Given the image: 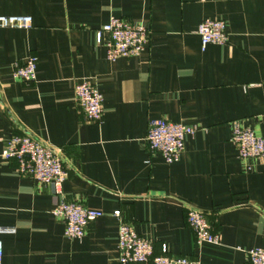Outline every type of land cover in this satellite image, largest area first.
I'll return each mask as SVG.
<instances>
[{"label": "crops", "instance_id": "obj_1", "mask_svg": "<svg viewBox=\"0 0 264 264\" xmlns=\"http://www.w3.org/2000/svg\"><path fill=\"white\" fill-rule=\"evenodd\" d=\"M0 16L33 20L0 28L3 264H119L117 211L155 256L166 247L200 264H249L247 252L264 248V162L241 160L231 141L234 122L264 138V0H0ZM114 17L149 28L141 56L108 60L96 32ZM208 19L226 23L227 45L202 50L197 30ZM32 56L37 79L21 83L14 66ZM84 81L104 98L100 124L76 102ZM158 119L197 128L173 165L148 149ZM13 136L61 152V195L3 158ZM63 201L104 216L70 240L52 215ZM190 208L206 214L220 245L196 246Z\"/></svg>", "mask_w": 264, "mask_h": 264}, {"label": "built area", "instance_id": "obj_2", "mask_svg": "<svg viewBox=\"0 0 264 264\" xmlns=\"http://www.w3.org/2000/svg\"><path fill=\"white\" fill-rule=\"evenodd\" d=\"M33 20L29 16H0V28L30 29ZM202 50L209 45L225 46L229 36L223 20L208 19L197 30ZM98 44L107 48V58L116 61L120 58L141 56L150 41L147 26L123 18H111L110 22L96 32ZM38 60L30 57L22 64L14 66V77L21 83L32 84L37 79ZM75 99L84 119L88 123L100 124L104 118V98L96 83L84 81L75 88ZM264 119V114H263ZM231 141L238 150L241 160L260 159L264 162V138L253 130L243 127L239 122L231 125ZM196 127L158 119L150 122L147 136L149 152L160 154L168 165L180 161L185 151V140L193 136ZM2 156L6 160H16L22 176L34 180L39 185H49L56 195L62 194V187L69 177L64 166L61 152L54 150L31 136H13L6 144ZM52 215L65 224V236L70 240H80L87 235L91 224L100 219L102 212L96 211L79 202H60L56 204ZM120 219L118 233L119 264H200L189 257H171L167 248L163 254L155 256L152 242L142 238L134 228L126 223L117 211ZM186 222L191 229L195 244L220 245L222 236L212 230L207 216L201 210H187ZM8 232L12 230H7ZM3 246L0 242V264H3ZM249 264H264V248H253L247 252Z\"/></svg>", "mask_w": 264, "mask_h": 264}]
</instances>
